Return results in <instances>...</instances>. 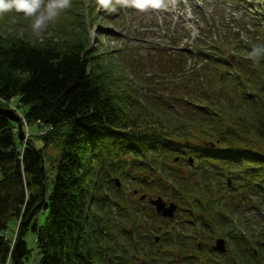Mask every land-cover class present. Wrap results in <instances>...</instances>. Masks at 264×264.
<instances>
[{
    "label": "trees",
    "instance_id": "trees-1",
    "mask_svg": "<svg viewBox=\"0 0 264 264\" xmlns=\"http://www.w3.org/2000/svg\"><path fill=\"white\" fill-rule=\"evenodd\" d=\"M76 1L54 40L0 34V106L43 139L23 141L0 112V264H27L31 225L37 264H264V56L249 57L264 0H234L250 19L237 32L188 44L170 27L145 56L119 53L133 83L95 49ZM149 191L175 201L174 224Z\"/></svg>",
    "mask_w": 264,
    "mask_h": 264
},
{
    "label": "rangeland",
    "instance_id": "rangeland-1",
    "mask_svg": "<svg viewBox=\"0 0 264 264\" xmlns=\"http://www.w3.org/2000/svg\"><path fill=\"white\" fill-rule=\"evenodd\" d=\"M111 1L117 2L118 12L116 14H108L106 10L107 6L101 4L99 0H93V3L87 0L84 5L82 4L80 6H83V11L84 8H87L93 15V18L92 16L87 17L88 22L86 25L95 49L100 52L107 51L104 53L105 57H108V59L111 58L115 64H118V70L122 73L127 83L134 82V77L131 73L132 70L130 69L131 67L127 68L123 65V68L117 56L119 53H126L122 60L129 63L127 61L128 59H135L131 51H136V53L142 57L145 56L149 47L157 45L156 43L159 41H163L157 24L159 18H165L167 22H169L173 17V21H171L172 25L177 23L178 26L176 28L180 29L183 26L185 30H190L192 39L194 37L198 38L202 33H210L209 36L213 38L218 37L219 33L224 35L231 34L237 32L243 25L245 26L244 21L247 22L250 20L244 16V12L240 7L233 5L234 0H144L143 7L120 3L118 0ZM76 2L74 9H70L69 13L63 11L58 19L50 24L39 36L32 32L31 20L15 12L0 16V34L11 37L18 36L25 39L32 37L36 40H54L56 34L55 29H60L64 26V32L66 34L73 30V23H76L78 20L75 14L81 12V8L77 6L79 2ZM174 15L176 16L174 17ZM166 20H163L164 24ZM215 20L217 21V31L214 32V30L211 31V23ZM248 27L251 28V25L242 29V36L245 37L247 35L249 31ZM185 30L180 29V33L183 34ZM183 42H187L186 37L183 39ZM25 108L22 107V109ZM12 109L23 118V115L18 109L15 107H12ZM25 125L26 124H24V129L28 130L27 127L25 128ZM29 129L28 136L30 135L29 133H31L32 136L30 137H33L37 145L42 147L43 139L37 137L40 131L39 124L37 122H31ZM50 147H52V145H50ZM146 193L155 199H157L159 195L158 191H149ZM169 201L170 200H168V203ZM241 214L242 213H240V215ZM40 218L42 221L44 220V217ZM18 226V219L15 218L10 220L8 236L13 240L17 234ZM217 238L214 239L213 245ZM223 239H225V243L227 240L225 246L229 247L228 239L225 237ZM25 240L31 251L27 264H37V235L33 232L32 225L25 236Z\"/></svg>",
    "mask_w": 264,
    "mask_h": 264
},
{
    "label": "clouds",
    "instance_id": "clouds-1",
    "mask_svg": "<svg viewBox=\"0 0 264 264\" xmlns=\"http://www.w3.org/2000/svg\"><path fill=\"white\" fill-rule=\"evenodd\" d=\"M107 6L111 0H99ZM120 3L143 7L144 0H118ZM72 0H0V16L15 12L31 20L32 32L39 36L60 14L71 7ZM264 56V46L254 45L249 57L257 59Z\"/></svg>",
    "mask_w": 264,
    "mask_h": 264
},
{
    "label": "water",
    "instance_id": "water-1",
    "mask_svg": "<svg viewBox=\"0 0 264 264\" xmlns=\"http://www.w3.org/2000/svg\"><path fill=\"white\" fill-rule=\"evenodd\" d=\"M0 112L3 113V114H5L6 116H8L9 118H11L12 120H15L19 124V127H20V138L23 141H27L26 140V135H25V132H24V129H23L22 119H21L20 115L17 114L14 111V109L2 107V106H0ZM212 145L214 146V144H212ZM37 155H38V157H40V154H39L38 151H37ZM42 167H44V165ZM119 185H120V183H119ZM145 197H146V195H142L141 198L144 199ZM151 203L157 209L158 213L162 214L165 217H174L175 211L177 209V206L174 203H171V204L168 205L166 203V201L162 197H159L157 199H151ZM36 210L37 209H35L31 213V215L29 216V218L27 219V221L24 223V226L27 227V226L30 225L32 219L34 218V216L36 214ZM216 244H217V248L219 250H221L222 252H225L226 251V246H225L226 243H225V240L219 239V240H217V243Z\"/></svg>",
    "mask_w": 264,
    "mask_h": 264
},
{
    "label": "flooded vegetation",
    "instance_id": "flooded-vegetation-1",
    "mask_svg": "<svg viewBox=\"0 0 264 264\" xmlns=\"http://www.w3.org/2000/svg\"><path fill=\"white\" fill-rule=\"evenodd\" d=\"M174 219H175V218H174ZM174 219L171 220L173 224L175 223Z\"/></svg>",
    "mask_w": 264,
    "mask_h": 264
},
{
    "label": "built area",
    "instance_id": "built-area-1",
    "mask_svg": "<svg viewBox=\"0 0 264 264\" xmlns=\"http://www.w3.org/2000/svg\"><path fill=\"white\" fill-rule=\"evenodd\" d=\"M44 132H45V130L42 133H44Z\"/></svg>",
    "mask_w": 264,
    "mask_h": 264
}]
</instances>
